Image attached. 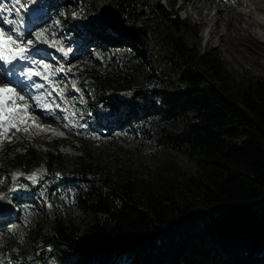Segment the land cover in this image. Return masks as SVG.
Wrapping results in <instances>:
<instances>
[{
  "label": "trees",
  "instance_id": "obj_1",
  "mask_svg": "<svg viewBox=\"0 0 264 264\" xmlns=\"http://www.w3.org/2000/svg\"><path fill=\"white\" fill-rule=\"evenodd\" d=\"M48 1L77 13L80 26L65 29L71 40L104 48L131 44L104 25L98 6L91 8L85 0ZM176 1L109 0L137 26L141 45L146 44L140 24L145 18H153L155 28L187 24L174 8ZM168 41L170 58L179 69L178 89L166 85L154 68L149 77L155 80L135 85L119 58L113 65L95 60L100 69H85L82 84L103 108L109 104L115 112L124 104L125 118L134 127L140 114L160 113L163 123L180 119L181 130L162 128L157 142L187 146L197 172L181 171L172 161L146 172L103 170L79 155L71 179L87 186L71 199L91 220L82 233L57 218L51 229H39L34 233L38 254L33 262L264 264V77L239 74L220 53L190 46L181 36L171 34ZM139 61L147 62L141 56ZM115 91L121 97L111 95ZM57 145L47 150L44 181L38 184V176L30 188L48 204L51 192L58 186L63 191L59 184L66 180L59 173L63 159ZM1 154L0 168L11 162L31 172L43 161L23 142L7 145ZM52 250L58 256L54 263L49 261Z\"/></svg>",
  "mask_w": 264,
  "mask_h": 264
},
{
  "label": "rangeland",
  "instance_id": "obj_2",
  "mask_svg": "<svg viewBox=\"0 0 264 264\" xmlns=\"http://www.w3.org/2000/svg\"><path fill=\"white\" fill-rule=\"evenodd\" d=\"M85 1L90 3L91 8H94L109 0ZM163 1L166 3L167 0ZM181 1L185 5V11L190 13L186 18L187 24L183 27H175L164 22L165 24L155 28L152 23L153 18H145L140 22L145 30L144 39L146 44L142 45L144 55L140 53L139 56L136 55L140 48L138 44H128L125 47L113 49L112 52L102 51L92 46L83 53L78 54V50L77 56L69 62H66L58 54L57 57H59L61 63L53 65L63 68L64 71H57L52 76V80L56 81L64 89V93L68 97L57 99L59 107L53 105L52 110L48 112L41 111V114L51 118L45 119L44 125L55 123V125L53 124L56 126L55 128L59 127L61 130H66L67 135L62 137L59 133L55 134L47 131L40 133L38 131L39 128L36 127L27 132H16L15 129H12L9 133L10 135L13 132L15 133L12 141L5 140L0 143V158H2L1 153L7 145H19L22 142L43 158V161H40L31 172H26L20 166L11 162L5 163L0 168V191H3V195L7 199L11 195L18 193L17 190H21V197L23 196L22 193L28 194L26 197L28 201L15 203L18 219H11L0 228V258L4 264H13L16 257L20 255L27 257L30 262L34 263L32 259L37 255L33 243L34 233L41 228L51 229L55 218L74 227L79 233L85 231V226L91 218L82 213L71 199L72 193L87 186L79 178L71 179L73 177L71 171L79 162V155L85 158L90 157L93 165H97V168H102L103 170L112 171L120 168L124 172V169L130 168L136 172H146V170H153L159 167L162 163L172 161L181 171L189 174L197 172L196 160L188 153L187 146H175L157 142L162 128L170 133L181 130L183 122L180 119L163 123L160 113L141 114L136 121L139 125L137 128L134 127L130 120H123L121 112H118L117 115L113 114L110 105L100 109L97 105L98 102L91 100V94L84 90L82 84L85 79L83 71L84 69L92 68L93 61L100 58L95 55L96 51L101 53L102 59L107 61L109 65L114 64L113 57L119 58L122 69L130 72V80L135 85H144L147 79L155 80L149 77L150 68H154L158 70L166 85L174 90L180 87L177 80L179 69L177 63L170 58L168 40L171 34H175L181 36L190 46L199 48L210 47L214 52L220 53L227 60L229 67L239 74L264 77V56L259 57L257 59L258 62H256L251 58L250 53L244 49V45L250 43V40L244 36V29L250 34L255 32L257 38L263 43L264 29L257 24L251 23L246 15L236 11V9L243 8L242 4L236 1L230 2L229 0H213L215 5L222 8L223 11L219 10V12L213 13L211 17H208L206 13L210 12L211 14L215 5L198 9V6L204 0H177L176 6ZM193 1L195 8L192 6ZM242 1L243 3H250L253 0ZM255 1L259 2V4L264 3V0ZM36 2H39V0H0V4L7 8L6 12L11 15L15 24L19 21L27 20L25 10L26 12L30 11L27 10L25 5ZM211 2L207 0V4H211ZM8 9H11V11H8ZM53 11L51 17L49 16L45 22L26 33H34L37 28H45L46 32L49 33V39L53 38L54 35L56 39L61 40L67 46L69 43L62 30L75 22L78 24V15L73 17L71 15L73 11L69 8H56ZM47 12L51 11L48 10ZM179 14L180 19H183V10L179 11ZM252 15L259 20H264V12L252 10ZM228 16L231 19L230 21L226 20ZM74 44L77 47H84L82 41ZM86 48L88 47H85V50ZM140 56L146 59L145 65L140 64ZM77 61L80 63L77 64ZM96 66L98 69L101 67L98 64ZM73 81L79 87V90L74 94L71 93ZM206 82L210 83L208 76L206 77ZM43 93H47V90ZM120 93L115 91L111 92V95H119L121 97ZM62 100L73 102V108L68 109L69 105L64 106ZM88 103H93L92 105L95 106L94 110L92 109L93 112L101 120L103 119V122L107 124L106 126L98 125L95 118H91L89 112L79 109V106L87 105ZM65 108L67 111H63ZM124 108V105H122L120 111ZM34 109L40 110L41 108L34 107ZM37 111L34 112L38 114ZM63 112L69 118L67 122L62 120ZM92 119L97 129L92 128L90 124L93 123ZM67 141H69V145L65 144ZM55 144H58L57 148L62 152L63 159L59 173L66 180H62L59 184L63 191L58 190V186L56 191L51 192L49 199H52V202L51 206H49L48 202L44 201L38 194H35L37 195L36 197L32 194L30 185L33 180L28 179V176L36 173L37 175L34 179L40 176L38 184L44 181L47 150ZM11 168L20 171L19 176L23 175L24 178L20 179L13 176V171L15 170ZM28 184L30 185L28 186ZM36 192L39 193L38 190ZM10 251L14 256L8 255ZM57 257L56 252L52 250L49 261L54 263Z\"/></svg>",
  "mask_w": 264,
  "mask_h": 264
},
{
  "label": "snow or ice",
  "instance_id": "obj_3",
  "mask_svg": "<svg viewBox=\"0 0 264 264\" xmlns=\"http://www.w3.org/2000/svg\"><path fill=\"white\" fill-rule=\"evenodd\" d=\"M0 8H3L2 4H0ZM8 11H11V9H8ZM71 15L75 17L77 13L72 12ZM8 23H11V21H8ZM20 23H23V21H20ZM18 32H20L19 28L6 31L0 27V60L4 64L9 65V68L5 69V75L12 76L19 71V77H23L30 82L33 76L42 77L49 85L59 91L60 98L63 99L64 89L50 77L54 76L57 71H64V69L51 64L49 59L45 58L48 57V49L41 45L47 44L53 48H57L65 57L72 52V48L65 46L54 35L52 39H49V33L46 32L45 28H37L34 33H25L19 36L14 34ZM95 55L101 57L99 51H96ZM17 59L25 63H13ZM29 63L31 66H29ZM79 63L77 61V64ZM20 83L21 81L18 78L16 84L20 85ZM28 87L42 89L44 85L30 83L29 85H22L20 90H18L17 86L11 82L0 83V143L5 140L12 141V137L15 135L14 132L11 135L9 134L12 129H15L16 132H27L33 127L46 130L50 127L38 123L39 116L33 111V107H38L48 112L53 107L47 100V97L51 96V92H41L36 96L29 97L27 95ZM72 87H76L75 81H73ZM59 106L55 105V107ZM60 134L63 135V133ZM15 175H20V173H16ZM36 175V173L30 174L28 179L33 180L35 183L34 177ZM0 196H3V194L0 193ZM49 206L51 205L49 204Z\"/></svg>",
  "mask_w": 264,
  "mask_h": 264
},
{
  "label": "bare ground",
  "instance_id": "obj_4",
  "mask_svg": "<svg viewBox=\"0 0 264 264\" xmlns=\"http://www.w3.org/2000/svg\"><path fill=\"white\" fill-rule=\"evenodd\" d=\"M210 1H213V0H210ZM226 1V0H225ZM230 2L231 1H236L237 3L239 4H242L243 5V8L242 9H236V11H238L240 14H244L246 15L249 19H250V22L251 23H254V24H257L259 27H263L264 29V20L261 19L259 20L258 18L254 17L252 15V10H257L259 12H264V3L263 4H259V2L253 0L251 1L250 3H243L242 0H229ZM194 4V1L192 2V5ZM209 3L207 4V0H204L202 2V4H200L198 6V9L199 8H202L204 6H207L208 7ZM197 8V6H196ZM220 11H223L222 8H220ZM208 17H211L213 14H210V12L206 13ZM226 20L227 21H230V17H226ZM245 31V34L244 36L246 38H248L250 40V43H247L244 45V49L250 53L251 55V58L258 62L257 59L261 56H264V43L259 39L257 38V35L256 33L254 32L253 34H250L246 29H244ZM37 111V110H36ZM37 114L39 116V120H40V124H44V121H46L45 119H51L49 116V118L46 116H43L41 114V111H37ZM41 118V119H40ZM54 122V121H53ZM55 125V123H53ZM53 124H48L46 126H50L47 130L46 129H43V128H39V132L40 133H45V131L49 132V133H55V134H58L60 131L59 129L55 128L56 126H54ZM36 131V130H35ZM1 186V185H0ZM1 189V188H0ZM2 191V190H1ZM3 192V191H2ZM0 225H2V222H0Z\"/></svg>",
  "mask_w": 264,
  "mask_h": 264
},
{
  "label": "water",
  "instance_id": "obj_5",
  "mask_svg": "<svg viewBox=\"0 0 264 264\" xmlns=\"http://www.w3.org/2000/svg\"><path fill=\"white\" fill-rule=\"evenodd\" d=\"M99 16L103 19L104 24L118 36L129 39L133 43H140L138 28L133 23H127L125 17L113 4L109 2L100 4ZM140 51L142 55L145 54L142 47ZM3 211L4 213L10 212V210ZM0 264H2L1 260Z\"/></svg>",
  "mask_w": 264,
  "mask_h": 264
}]
</instances>
